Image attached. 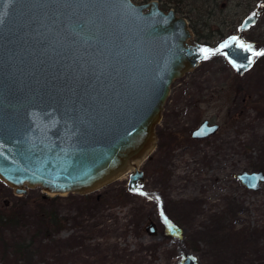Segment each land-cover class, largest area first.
Instances as JSON below:
<instances>
[{
	"label": "water",
	"instance_id": "95a60500",
	"mask_svg": "<svg viewBox=\"0 0 264 264\" xmlns=\"http://www.w3.org/2000/svg\"><path fill=\"white\" fill-rule=\"evenodd\" d=\"M262 15L209 48L157 1L0 0V182L24 197L86 196L129 175L141 194L173 83L215 54L250 71L256 51L242 36ZM239 179L258 192L264 172ZM179 264L200 259L186 252Z\"/></svg>",
	"mask_w": 264,
	"mask_h": 264
},
{
	"label": "rangeland",
	"instance_id": "374dc122",
	"mask_svg": "<svg viewBox=\"0 0 264 264\" xmlns=\"http://www.w3.org/2000/svg\"><path fill=\"white\" fill-rule=\"evenodd\" d=\"M133 1L139 5L157 1L166 11L175 10L189 22L192 30L205 39L202 42L212 45V48L237 34L247 16L258 8H264V0H219L218 15L200 19L188 14L184 3L178 6L177 0ZM203 1L200 0L199 4ZM242 39L252 43L256 53H264V13L258 24L243 34ZM193 75L203 80L205 77L210 79L205 84L208 96H213L209 98L207 115L223 125V135L213 144L216 146L222 142L224 147L227 144L225 160L210 146L212 151H208L204 181L200 183L197 176H192L191 183L186 185L179 178L161 184L152 164L144 163L141 169L148 180L142 186L143 194L131 195L133 193L128 191L129 175L120 177L106 188L112 195L127 192L125 200L128 205L116 206L107 213L115 211L124 221L134 218L142 223V232H134L121 242L132 250L140 244H156L159 251L157 259H148L145 264H169L167 250L173 245L179 255L177 264L186 252L198 256L200 264H220L223 258L240 254L248 257L245 264H264V248L256 247V235L253 233V226L264 225V184L258 192H252L241 182L227 177L264 171V55L255 56L254 67L243 77L238 76L220 54L209 56ZM231 113L233 127H229L228 121ZM219 165L225 167L224 172L219 171ZM170 174L173 177L171 171ZM219 177L230 182L229 188H221L217 184ZM177 184L185 188L183 192ZM28 196L33 201L44 196L55 197L44 193L41 188L30 190ZM21 197L24 196L16 195L13 189L0 182L2 208L18 204ZM68 208L75 210L78 206ZM67 210L64 209L63 214H67ZM223 220L227 221V227L235 225L237 230L248 229L247 236L235 235L229 229L221 231L220 221ZM151 222L158 229L154 236L146 231ZM71 232V225H68L61 235L68 238Z\"/></svg>",
	"mask_w": 264,
	"mask_h": 264
},
{
	"label": "trees",
	"instance_id": "16d2710c",
	"mask_svg": "<svg viewBox=\"0 0 264 264\" xmlns=\"http://www.w3.org/2000/svg\"><path fill=\"white\" fill-rule=\"evenodd\" d=\"M127 194L112 195L104 188L86 196H44L36 201L26 196L11 208L0 206V264H145L148 259L156 260V244H140L132 250L121 242L134 232H142V223L134 218L124 221L115 211L107 213L116 206L128 205ZM72 205L78 209L68 208ZM64 209H68L67 214H63ZM220 224L221 231L248 234V229L227 227L226 220ZM68 225L72 232L63 238L61 234ZM253 233L256 247L262 250L264 225L253 226ZM167 254L169 264L178 263L174 245ZM247 260L243 254L233 255L223 258L220 264H245Z\"/></svg>",
	"mask_w": 264,
	"mask_h": 264
},
{
	"label": "flooded vegetation",
	"instance_id": "af4514ba",
	"mask_svg": "<svg viewBox=\"0 0 264 264\" xmlns=\"http://www.w3.org/2000/svg\"><path fill=\"white\" fill-rule=\"evenodd\" d=\"M199 1L191 0L186 2V0H177V5L181 6L184 3V7L189 11L188 14L200 19L218 15L219 0H204L200 4ZM161 8L165 10L162 6ZM220 8L223 9L222 6ZM192 33L194 40L191 44H195V42L202 43L212 48V45L202 42L205 39L201 38L194 30H192ZM204 61L196 69L173 83L170 96L164 107L162 120L156 128V147L145 164H152L151 167L155 170L157 180L161 184H166L167 181L170 182L172 178H179L185 185L190 184L192 176H197L196 178L200 179V183L203 182L208 164V151H212L210 146L225 160V147L227 144L225 147L222 142L216 146L213 144L223 135V125L214 119L208 118L207 115L209 98L213 96H208L205 84L210 79L205 77V80H203L202 77L193 75L200 69ZM238 76L241 75L238 74ZM228 121L230 123L229 127H233L234 125H231L233 123V113L229 115ZM205 124H207V129H209L208 132L200 130ZM211 128L215 129L211 131ZM218 169L220 172L225 171V167H221V165L218 166ZM170 171L173 177H171ZM239 175L238 173L227 177L241 182ZM144 176L146 182L148 177H146L145 172ZM229 183L226 179L217 178V184H220L221 188H229ZM179 187L183 188L181 191L183 192L185 188L183 186Z\"/></svg>",
	"mask_w": 264,
	"mask_h": 264
},
{
	"label": "snow or ice",
	"instance_id": "6c2138e0",
	"mask_svg": "<svg viewBox=\"0 0 264 264\" xmlns=\"http://www.w3.org/2000/svg\"><path fill=\"white\" fill-rule=\"evenodd\" d=\"M235 39V38H234ZM202 51L204 52H208V49H202ZM256 55H264V53H256ZM249 63H251V60L249 61ZM143 194V193H142Z\"/></svg>",
	"mask_w": 264,
	"mask_h": 264
},
{
	"label": "bare ground",
	"instance_id": "6f19581e",
	"mask_svg": "<svg viewBox=\"0 0 264 264\" xmlns=\"http://www.w3.org/2000/svg\"><path fill=\"white\" fill-rule=\"evenodd\" d=\"M166 201V200H165Z\"/></svg>",
	"mask_w": 264,
	"mask_h": 264
}]
</instances>
